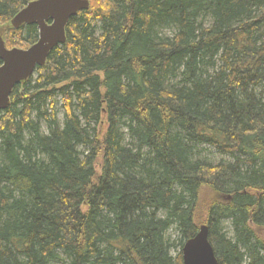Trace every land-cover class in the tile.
<instances>
[{
  "label": "trees",
  "instance_id": "16d2710c",
  "mask_svg": "<svg viewBox=\"0 0 264 264\" xmlns=\"http://www.w3.org/2000/svg\"><path fill=\"white\" fill-rule=\"evenodd\" d=\"M90 2L0 110V264H264V0Z\"/></svg>",
  "mask_w": 264,
  "mask_h": 264
},
{
  "label": "water",
  "instance_id": "95a60500",
  "mask_svg": "<svg viewBox=\"0 0 264 264\" xmlns=\"http://www.w3.org/2000/svg\"><path fill=\"white\" fill-rule=\"evenodd\" d=\"M90 5V0H32L13 16L15 28L37 24L39 37L27 48H8L0 33V110L10 106L14 87L29 79L52 50L66 42L70 19ZM182 254L183 264H220L206 224L184 243Z\"/></svg>",
  "mask_w": 264,
  "mask_h": 264
},
{
  "label": "rangeland",
  "instance_id": "374dc122",
  "mask_svg": "<svg viewBox=\"0 0 264 264\" xmlns=\"http://www.w3.org/2000/svg\"><path fill=\"white\" fill-rule=\"evenodd\" d=\"M0 30L1 31L3 30L2 27H0ZM22 48H26V47H22ZM59 119L63 123L64 111L62 110L61 105H60V111H59ZM201 158L204 160H207L209 162H213V163H218L222 160H225V161L230 160V158L228 156L222 155L218 151H216L215 149H211V148L206 149L205 152L201 155ZM169 236H171V238L173 240H176L178 242L179 239H178V233L177 232L172 230L169 232Z\"/></svg>",
  "mask_w": 264,
  "mask_h": 264
}]
</instances>
